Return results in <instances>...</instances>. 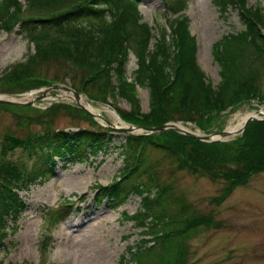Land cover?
<instances>
[{
    "label": "trees",
    "instance_id": "trees-1",
    "mask_svg": "<svg viewBox=\"0 0 264 264\" xmlns=\"http://www.w3.org/2000/svg\"><path fill=\"white\" fill-rule=\"evenodd\" d=\"M142 1L28 0L29 6L22 9L18 0H1L0 30L10 32L16 25L18 35L35 43L37 55H60L94 72L97 78L89 77L88 85H95L96 80L98 84L94 95L88 96L90 100L103 97V103H108L107 98H121L139 107L138 88L147 89L151 114L132 118L118 112L125 122L143 128L174 121V114L202 126L240 104L243 96L264 101V94L257 95L255 89L258 78L255 61L264 65V6H257L251 13L244 12L252 18L246 21L245 29L215 44L213 57L220 67L221 82L213 88L198 63V45L191 35L190 22L181 17L188 0H164L171 16L170 33L164 29L158 39L138 13ZM214 2L225 9L246 0ZM41 6L49 11L17 23L23 11ZM153 39L156 41L151 50ZM131 53L137 59L133 78L128 75ZM26 68L19 65L6 74L17 79ZM38 81L28 83L37 89L41 87ZM88 85L84 93L89 90ZM113 132L102 127L75 131L49 127L41 134L6 137L0 148V233L12 230L27 211L28 205L19 195L22 190L53 178L67 164H82L107 155L113 151L110 147ZM121 149L126 161L120 177L98 188L94 204L107 203L108 207L117 209L132 196L141 198V212L130 218L148 225L143 232L148 239L129 246L122 260L132 264H188L187 241L207 230L213 221L195 212L171 186L157 185V173L150 165L149 153L159 150L180 170L207 175L212 181L225 180L222 200L227 199L236 188L248 185L254 175L264 172V121L249 122L243 135L230 143H205L171 130L161 136L128 134ZM9 152H20L23 162L16 166L9 160ZM142 176H148V181L157 185L155 190L141 182ZM71 206V203L62 205L52 220L57 223L66 220L73 212Z\"/></svg>",
    "mask_w": 264,
    "mask_h": 264
},
{
    "label": "rangeland",
    "instance_id": "rangeland-1",
    "mask_svg": "<svg viewBox=\"0 0 264 264\" xmlns=\"http://www.w3.org/2000/svg\"><path fill=\"white\" fill-rule=\"evenodd\" d=\"M18 1L22 9L29 6L28 0ZM165 1L143 0L138 7L142 22L152 29L156 39L164 29L170 33L171 16L168 14V2ZM257 6H264V0H246L244 4L225 9L214 0H188L181 17L190 22L191 35L198 45V63L213 88H217L221 82L220 67L213 57L215 44L229 34L244 30L246 21L252 20L245 15L254 12ZM48 11L46 6L30 7L16 21L18 23L25 18L44 15ZM17 29L15 25L10 32L0 30V95L5 100L9 99L4 97L27 96L31 92L33 96L17 97L26 98L18 101L23 104L21 106L0 103V148L6 137L23 138L41 134L49 127L68 131L78 128L111 129L106 123L83 111L71 98L63 97L69 95L76 99L72 92L50 91V85H64L78 92L87 102L100 109L101 116L113 125H116V119L112 112L125 125L129 123L118 112L127 113L132 118L151 114L153 109L147 89L138 88L139 107L131 106L121 98H107L105 102L108 103H103V97H99L98 101L90 100L88 96L94 95L98 84L96 80L95 85H88L91 82H88L89 77L97 78L94 72L60 55H37L35 43L18 35ZM155 41L153 39L150 44L151 50ZM255 62L258 63L255 89L257 95L262 96L264 65L260 61ZM19 65L27 67L22 77L14 79L15 76L6 74ZM136 69L137 59L131 53L129 77L133 78ZM19 70L22 71L21 68ZM30 77L38 79L41 87L33 89L34 84L28 83L34 80ZM87 85L89 90L84 93L83 89ZM44 92L46 95L43 100H34ZM241 99L240 104L217 115L212 123L200 126L181 120L175 114V120L169 123L199 135H211L227 131L251 114L264 118L262 113L258 114L263 108L259 103L264 101L253 96H243ZM165 132L151 134L161 136ZM113 133V143L110 145L113 151L107 155H99L82 164H67L53 178H47L19 193L28 209L12 230L0 233V264H132L122 260L128 247L137 246L142 240L148 239L143 235L148 225H141L139 220L130 218L141 212V198L132 196L117 209L108 207L107 203L102 206L94 204L98 188L117 181L126 161L120 151L123 150L121 147L125 144L126 135L130 133L120 130H114ZM243 133L239 131L232 137L222 139V142L236 141ZM159 138L161 140L162 137ZM165 139L172 142L171 139ZM8 156L16 166L23 162L20 152H9ZM148 159L150 165L155 167L157 185L171 186L177 196L184 197L195 212L213 221L207 230L200 231L187 241L188 264H264V172L254 175L248 185L236 188L227 199L222 200L225 180L212 181L207 175L180 170L167 154L159 150H151ZM27 165L30 166V163ZM141 178V182L150 184L155 190L154 186L157 185L149 182L148 176ZM67 202L72 204L70 216L58 223L52 220L54 212Z\"/></svg>",
    "mask_w": 264,
    "mask_h": 264
},
{
    "label": "water",
    "instance_id": "water-1",
    "mask_svg": "<svg viewBox=\"0 0 264 264\" xmlns=\"http://www.w3.org/2000/svg\"><path fill=\"white\" fill-rule=\"evenodd\" d=\"M63 90L66 92H72L74 94V96L76 97V99H80L81 94H79L78 92L72 90L69 87H66L64 85H59V84H55V85H51L48 86V90L52 91V90ZM33 92L29 93L32 94ZM46 93L44 92L41 96L36 97L34 100L35 101H41L45 98ZM26 96V94H22V95H15V97H23ZM0 103H4V104H9V105H13V106H21L23 105L22 103L18 102V101H14V100H5L2 98V96L0 95ZM80 108L87 112L88 114H90L94 119L97 118L93 113H91L90 111H88L85 107L80 105ZM260 113V111L258 112ZM101 120L106 123L107 127H110L112 129L115 130H120L122 132H126V133H137L138 131H142L143 133H161L167 130H173L175 132H178L182 135L191 137L193 139H196L198 141L201 142H205V143H213V142H222V139H226L229 136V133L227 131H223L220 133H216V134H211V135H199L193 132H190L182 127H180L179 125L175 124V123H167L165 125L159 126V127H153V128H143L140 126H134V125H130V124H126V127H118L116 125H113L109 122H107V120L103 117L100 116ZM98 119V118H97ZM251 121H264V119L262 118H258L257 116H250L245 125L243 126V128L240 130V133H243L245 131V128L247 127V125L249 124V122ZM102 124V123H101ZM139 134V133H138ZM142 134V133H140Z\"/></svg>",
    "mask_w": 264,
    "mask_h": 264
},
{
    "label": "bare ground",
    "instance_id": "bare-ground-1",
    "mask_svg": "<svg viewBox=\"0 0 264 264\" xmlns=\"http://www.w3.org/2000/svg\"><path fill=\"white\" fill-rule=\"evenodd\" d=\"M72 94V93H71ZM32 97L33 94H30V95H27V97ZM63 97H67V98H71L73 101H75L78 105H81L83 107H85L88 111H90L91 113H93L99 120H101V110L98 109V108H95L91 103L87 102L86 99L84 97H81L80 99H75L74 97L72 96H69V95H63ZM4 98H7L9 100H14V101H19V100H22V99H26V98H17V97H4ZM115 119H116V126L117 125H120L119 127H125L126 125L122 122V120L118 117V115L115 113V112H112ZM256 114H251V115H248L247 117H245L242 121H239V123L235 126H233L232 128L228 129L227 132L229 133V136L232 137L234 136L237 132H239L243 126L245 125L247 119L250 117V116H255ZM102 121V120H101ZM103 122V121H102ZM182 127V126H181Z\"/></svg>",
    "mask_w": 264,
    "mask_h": 264
}]
</instances>
